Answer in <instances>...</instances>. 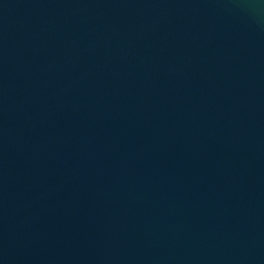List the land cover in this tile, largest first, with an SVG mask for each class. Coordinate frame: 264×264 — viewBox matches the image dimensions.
I'll use <instances>...</instances> for the list:
<instances>
[{
	"label": "water",
	"instance_id": "95a60500",
	"mask_svg": "<svg viewBox=\"0 0 264 264\" xmlns=\"http://www.w3.org/2000/svg\"><path fill=\"white\" fill-rule=\"evenodd\" d=\"M165 264H264V0H0Z\"/></svg>",
	"mask_w": 264,
	"mask_h": 264
}]
</instances>
